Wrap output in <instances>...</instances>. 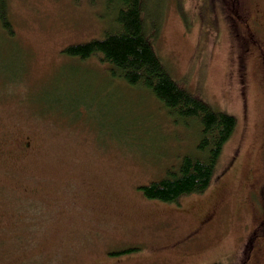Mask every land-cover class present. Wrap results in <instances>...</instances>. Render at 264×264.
<instances>
[{
  "label": "rangeland",
  "instance_id": "1",
  "mask_svg": "<svg viewBox=\"0 0 264 264\" xmlns=\"http://www.w3.org/2000/svg\"><path fill=\"white\" fill-rule=\"evenodd\" d=\"M6 1L12 31L0 22V264H223L243 232L238 214L249 190L235 180L221 191L220 172L239 145L243 160L261 169L264 123V90L254 82L243 117L234 62L243 39L223 8L185 0L186 25L175 0L164 3L156 46L171 73L237 118L208 188L168 202L140 185L197 152V125L176 121L152 92L111 76L108 62L63 51L113 24L105 0ZM241 1L264 23V0ZM254 33L264 41L263 27Z\"/></svg>",
  "mask_w": 264,
  "mask_h": 264
},
{
  "label": "trees",
  "instance_id": "2",
  "mask_svg": "<svg viewBox=\"0 0 264 264\" xmlns=\"http://www.w3.org/2000/svg\"><path fill=\"white\" fill-rule=\"evenodd\" d=\"M167 1L105 0L113 24L108 26L103 36L71 43L63 51L80 59L96 56L108 62L111 76L152 92L176 121L197 125V152L185 154L180 165L169 168L165 176L140 185L147 197L179 202L182 195L201 193L211 184L224 145L236 130L237 118L217 110L197 90L191 91L183 80L173 76L162 58L156 40ZM175 2L185 24L189 25L185 0ZM223 2L215 0L213 11L223 8L229 15V5ZM6 4V0H0V22L11 32ZM236 9L232 6V13Z\"/></svg>",
  "mask_w": 264,
  "mask_h": 264
},
{
  "label": "flooded vegetation",
  "instance_id": "3",
  "mask_svg": "<svg viewBox=\"0 0 264 264\" xmlns=\"http://www.w3.org/2000/svg\"><path fill=\"white\" fill-rule=\"evenodd\" d=\"M223 1L224 5L228 4L230 8L227 19L238 31V36L243 39L238 46V58L234 62L235 70L240 71L242 85L239 86V94L242 97L243 117L249 116V113L244 112V108L245 111L247 110L245 103L247 85L254 82L264 90V41L257 39L254 33L258 26L264 28V23L259 20L258 13L254 12V7L247 8L245 1L243 3L241 0ZM232 6L237 7L234 13H232L233 10L231 11ZM26 144L29 145L28 142ZM260 147L261 169L258 170L256 164L243 160L245 151L240 155L242 148L239 145L238 152L227 161L220 172L221 183L218 188L221 191L229 190L228 188L235 180L241 181L240 189L249 190V199H245L241 204L242 213L238 214V218H243L241 225L243 232L235 237L233 250L225 255L223 264H264V123ZM232 172H237V174L234 175ZM210 219L212 215L199 222L197 229L189 234L188 239L192 241L195 237H199L197 236L200 234L199 231L201 232L205 223H210Z\"/></svg>",
  "mask_w": 264,
  "mask_h": 264
}]
</instances>
